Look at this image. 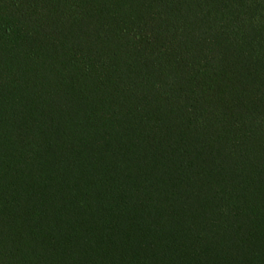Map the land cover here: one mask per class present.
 Wrapping results in <instances>:
<instances>
[{
  "label": "trees",
  "instance_id": "1",
  "mask_svg": "<svg viewBox=\"0 0 264 264\" xmlns=\"http://www.w3.org/2000/svg\"><path fill=\"white\" fill-rule=\"evenodd\" d=\"M0 264H264V0H0Z\"/></svg>",
  "mask_w": 264,
  "mask_h": 264
}]
</instances>
